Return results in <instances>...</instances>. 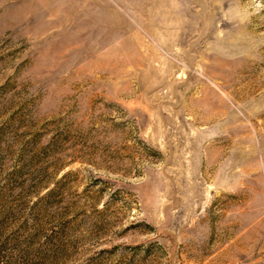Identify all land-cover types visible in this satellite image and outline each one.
<instances>
[{
    "label": "rangeland",
    "instance_id": "rangeland-1",
    "mask_svg": "<svg viewBox=\"0 0 264 264\" xmlns=\"http://www.w3.org/2000/svg\"><path fill=\"white\" fill-rule=\"evenodd\" d=\"M0 264H264V0H0Z\"/></svg>",
    "mask_w": 264,
    "mask_h": 264
},
{
    "label": "trees",
    "instance_id": "trees-1",
    "mask_svg": "<svg viewBox=\"0 0 264 264\" xmlns=\"http://www.w3.org/2000/svg\"><path fill=\"white\" fill-rule=\"evenodd\" d=\"M0 262H1V260H0Z\"/></svg>",
    "mask_w": 264,
    "mask_h": 264
}]
</instances>
